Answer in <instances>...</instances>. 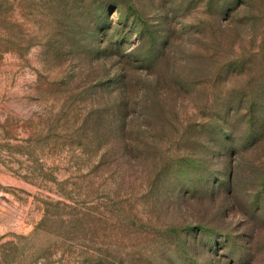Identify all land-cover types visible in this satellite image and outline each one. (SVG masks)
<instances>
[{"label":"rangeland","instance_id":"obj_1","mask_svg":"<svg viewBox=\"0 0 264 264\" xmlns=\"http://www.w3.org/2000/svg\"><path fill=\"white\" fill-rule=\"evenodd\" d=\"M261 85L264 0H0V264H264Z\"/></svg>","mask_w":264,"mask_h":264},{"label":"trees","instance_id":"obj_2","mask_svg":"<svg viewBox=\"0 0 264 264\" xmlns=\"http://www.w3.org/2000/svg\"><path fill=\"white\" fill-rule=\"evenodd\" d=\"M260 87H264V85H261ZM255 112V111H254ZM253 131V130H252ZM251 131V132H252ZM101 260H104V262H106L107 260L106 259H101Z\"/></svg>","mask_w":264,"mask_h":264}]
</instances>
